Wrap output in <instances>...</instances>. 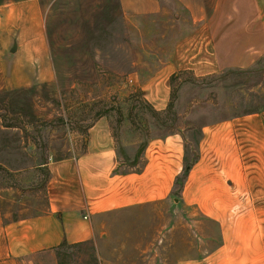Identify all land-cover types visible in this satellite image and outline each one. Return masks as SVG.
<instances>
[{
	"label": "rangeland",
	"instance_id": "374dc122",
	"mask_svg": "<svg viewBox=\"0 0 264 264\" xmlns=\"http://www.w3.org/2000/svg\"><path fill=\"white\" fill-rule=\"evenodd\" d=\"M22 1L0 0L2 24L6 10ZM211 1L204 0L207 10ZM38 3L54 68L47 81L15 74L19 29L12 25V37L2 38L8 28L0 26V188L20 187L21 193H15L17 208L28 213L42 210L48 174L46 167L26 170L24 175L11 170L39 164L50 156L66 157L73 144L82 151L85 131L99 117H107L110 123L118 152L127 162L123 169H135V161L151 140L174 132L183 134L185 166L192 167L204 126L233 121L239 137L246 138L251 130L246 131L247 117L264 111V57L250 69L202 77L182 69L170 78L166 109H154L141 89L157 68L152 53H170L182 39L199 33L189 21L188 10L174 0L167 1L159 26L152 25L149 16L126 19L118 0ZM257 130L261 119L256 120ZM255 153L254 171L241 175L263 179L261 141ZM229 174L223 172L224 179L231 180ZM187 175L183 170L177 179L175 201L157 210L110 216L99 224L94 240L62 244L31 256V264H139L144 254H157L172 264H264L263 198L240 201L246 193L239 187L232 189L241 192L239 201L188 205L181 192ZM207 175L213 184L209 175L214 172ZM207 190L211 194L214 187ZM157 228L164 229L157 234Z\"/></svg>",
	"mask_w": 264,
	"mask_h": 264
},
{
	"label": "crops",
	"instance_id": "0c3cea01",
	"mask_svg": "<svg viewBox=\"0 0 264 264\" xmlns=\"http://www.w3.org/2000/svg\"><path fill=\"white\" fill-rule=\"evenodd\" d=\"M38 1L25 0L10 6L5 13L6 21L2 24L0 20V26L8 28L6 35L1 36L12 37V25L17 26L15 74L47 81L54 68ZM167 1L118 0L126 19L149 16L156 26L166 12ZM174 1L188 10L189 21L199 33L182 39L170 53H152L158 60L157 68L141 89L158 111L168 106L170 78L178 71L190 69L197 77H202L224 70H246L264 57V0H212L209 10L204 0ZM188 43L194 45L193 50ZM13 77L11 81L15 80ZM259 119L261 130L255 131ZM246 123H249L246 131L251 129L246 138L239 137L236 122L229 120L202 128L198 159L182 184L184 203L239 201L241 192L232 190L239 187L245 188L242 192L246 193L242 194L246 198L240 201H254V197H262L264 201V191H256V188H264V177L255 179L248 178L249 174L241 175L254 171L256 163L252 155L257 154L255 149L259 141L264 157V111L248 116ZM243 140L246 147L240 144ZM69 150L66 157L50 156L39 164L11 170L22 173L46 167L45 204L41 211L28 213L23 207L17 208L15 193H21L19 186L0 188V264H31V256L50 252L63 243L76 245L94 240L97 227L110 216L157 210L170 200L175 201L174 188L185 166L182 133L174 132L151 140L135 161L136 168L123 169L127 162L118 152L107 117L102 116L87 127L84 149L77 151L73 144ZM134 159L133 155L130 161ZM207 172H214L213 177L209 175L213 184L208 182ZM223 172L230 173L231 180L227 176L224 179ZM212 186L214 190L210 194L207 189ZM235 192L238 198L233 199ZM163 229L157 228V234ZM157 257V254H144L139 264H172Z\"/></svg>",
	"mask_w": 264,
	"mask_h": 264
},
{
	"label": "trees",
	"instance_id": "16d2710c",
	"mask_svg": "<svg viewBox=\"0 0 264 264\" xmlns=\"http://www.w3.org/2000/svg\"><path fill=\"white\" fill-rule=\"evenodd\" d=\"M154 112L157 113L155 110H154ZM189 168H190V165L185 166L184 175H187ZM63 244H66V243H63Z\"/></svg>",
	"mask_w": 264,
	"mask_h": 264
}]
</instances>
